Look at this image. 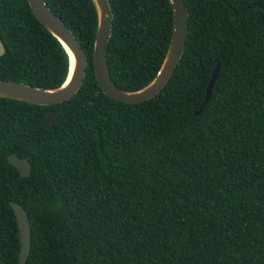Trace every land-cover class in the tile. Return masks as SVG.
<instances>
[{"label":"trees","instance_id":"trees-1","mask_svg":"<svg viewBox=\"0 0 264 264\" xmlns=\"http://www.w3.org/2000/svg\"><path fill=\"white\" fill-rule=\"evenodd\" d=\"M109 1L110 74L136 91L164 62L173 8ZM46 2L85 49L87 74L52 106L0 97V264H20L11 202L31 221L26 264H264V0H185L183 58L137 104L96 80L93 0ZM0 39V80L52 89L67 80L68 53L28 0H0ZM49 111L60 119L43 123ZM13 153L30 161L29 177L9 163Z\"/></svg>","mask_w":264,"mask_h":264},{"label":"water","instance_id":"water-1","mask_svg":"<svg viewBox=\"0 0 264 264\" xmlns=\"http://www.w3.org/2000/svg\"><path fill=\"white\" fill-rule=\"evenodd\" d=\"M174 12V30L171 43L164 62L156 77L145 87L136 91L119 89L112 80L108 65V45L112 36L114 12L109 0H93L96 8L98 26L94 45V70L96 80L107 96L128 104H137L156 97L170 81L180 64L187 46L189 33V9L185 0H169ZM29 5L42 25L62 44L70 60L67 80L58 88H39L21 82L0 80V97L15 99L40 106H52L71 100L83 86L88 67V56L81 42L67 25L55 14L46 0H28ZM4 43L0 39V56L5 54ZM71 54L74 56L75 67L72 71ZM219 76V65L216 67L209 86L205 103L212 95L215 81ZM60 116L52 111L46 113L43 123L55 122ZM8 161L20 173L21 177L31 175V163L28 159L19 157L16 153L10 154ZM20 232L19 263L26 264L32 249V227L27 211L16 202L10 203Z\"/></svg>","mask_w":264,"mask_h":264},{"label":"bare ground","instance_id":"bare-ground-1","mask_svg":"<svg viewBox=\"0 0 264 264\" xmlns=\"http://www.w3.org/2000/svg\"><path fill=\"white\" fill-rule=\"evenodd\" d=\"M71 66H72V71L75 67V60H74V56L71 54Z\"/></svg>","mask_w":264,"mask_h":264}]
</instances>
